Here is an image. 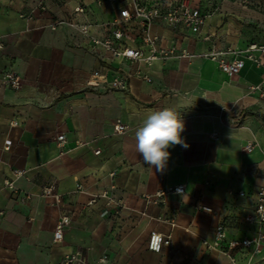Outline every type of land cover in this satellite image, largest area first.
I'll return each instance as SVG.
<instances>
[{
  "label": "crops",
  "instance_id": "1",
  "mask_svg": "<svg viewBox=\"0 0 264 264\" xmlns=\"http://www.w3.org/2000/svg\"><path fill=\"white\" fill-rule=\"evenodd\" d=\"M78 1L88 14L76 20L95 25L111 20L121 5ZM78 1L45 0L42 11L33 2L0 0V264H61L75 253L88 264H264V240L257 252L234 251L233 262L212 247L219 227L222 246L254 235L242 218L264 186V102L248 93L263 83V70L244 59L238 74L227 76L204 56L215 46L213 37L228 32L223 9L206 18L200 37L155 23L160 46L191 56L147 66L113 58L99 46L93 51L70 27L52 29L56 19L72 16ZM89 31L108 36L95 26ZM207 34L210 41L203 39ZM137 68L151 82L132 76L122 91L87 85L92 70L111 81ZM7 72L19 77V89L1 81ZM163 108L180 112L189 147H170L161 173L144 164L135 132ZM116 123L126 127L124 134H114ZM60 134L62 147L55 142ZM15 170L23 176L14 179ZM8 179L31 198L20 202L5 188ZM177 185L184 186L182 195L156 198ZM44 187L60 202L43 197ZM62 216L69 224L54 243ZM152 234L169 243L150 251Z\"/></svg>",
  "mask_w": 264,
  "mask_h": 264
},
{
  "label": "built area",
  "instance_id": "2",
  "mask_svg": "<svg viewBox=\"0 0 264 264\" xmlns=\"http://www.w3.org/2000/svg\"><path fill=\"white\" fill-rule=\"evenodd\" d=\"M24 2L36 3L35 10H45V0H22ZM78 1V0H77ZM99 4L103 0L97 1ZM109 3L120 2V9L117 14L109 21L103 24L95 25L91 21H79L76 18L86 16L88 14L87 8L78 1L73 9V14L68 19H56L51 28L55 29L60 26H67L74 29L83 38L89 39L93 45V51L96 47H102L113 58H122L131 63H143L147 66L151 65L156 60H166L172 57H190L185 50L177 49L175 46L162 47L158 44L159 37L152 32L155 23H162L168 29L177 31H188L191 35L200 37L201 29L205 24L206 15L196 7L191 5V0H107ZM34 10L30 11L29 16L33 15ZM93 24V25H92ZM101 28L108 33L107 37L97 36V34L90 33L89 29ZM204 40L208 37L204 36ZM208 56V55H204ZM211 60L217 62L219 69L227 76L238 74L244 64V59H248L254 63L252 56L237 59L234 58L229 61L209 57ZM137 77L146 82H151L150 77L136 69L131 73L122 74L111 81L107 80L106 73L92 70L90 79L87 85L94 87L101 83H106L107 88L111 90H126L127 82L130 77ZM1 81L12 89H19L20 81L17 75L7 72L2 75ZM257 87H251L254 90ZM114 134H124L126 127L120 123L113 126ZM57 146L62 147L65 142L63 134L55 137ZM10 141L6 140L4 149L8 150ZM250 151L251 146H246ZM94 154H99V151H94ZM14 179L23 176V171L15 170L12 172ZM14 179L5 181V188L13 195L17 196L19 201L27 202L31 197L29 194L21 193L15 186ZM177 189H182V192L177 193ZM184 193V186L177 185L168 187L156 194L157 199H161L166 195H182ZM41 195L46 198L53 199L56 203L60 202V195L54 192L52 187H44ZM243 195V193H240ZM111 202H109L110 204ZM1 214V213H0ZM243 222L254 227V235L251 238L232 239L228 240L225 246H222V241L226 238L224 227H219L216 232V240L212 247L217 249L223 255H226L233 262L232 253L239 249H246L253 247L254 252L260 248L264 240V186L259 187L255 193V204L251 214L245 215L242 218ZM69 224L67 216L59 218L54 233L53 242L60 243L63 237V230ZM155 242V247H153ZM169 237H162L160 234H152L148 241V249L153 252H158L162 244H168ZM105 257L101 259L103 261ZM80 262L81 264H88L79 253L65 256L61 264H74Z\"/></svg>",
  "mask_w": 264,
  "mask_h": 264
},
{
  "label": "rangeland",
  "instance_id": "3",
  "mask_svg": "<svg viewBox=\"0 0 264 264\" xmlns=\"http://www.w3.org/2000/svg\"><path fill=\"white\" fill-rule=\"evenodd\" d=\"M191 5L199 8L206 18L217 9H223V22L230 21L228 32L224 36L213 37V41L216 38V48L213 45L209 49V57L229 61L252 56L254 64L264 74V0H191ZM206 37L208 40L205 41L212 39L209 34ZM248 93L255 101L264 102V81L254 90L248 89ZM223 112H229V116L237 120L242 116L235 111Z\"/></svg>",
  "mask_w": 264,
  "mask_h": 264
},
{
  "label": "clouds",
  "instance_id": "4",
  "mask_svg": "<svg viewBox=\"0 0 264 264\" xmlns=\"http://www.w3.org/2000/svg\"><path fill=\"white\" fill-rule=\"evenodd\" d=\"M185 129L180 112L163 108L151 112L135 132V149L143 157L144 164L163 173L170 157L168 149L180 145L187 149L181 133ZM182 189H177V193Z\"/></svg>",
  "mask_w": 264,
  "mask_h": 264
},
{
  "label": "snow or ice",
  "instance_id": "5",
  "mask_svg": "<svg viewBox=\"0 0 264 264\" xmlns=\"http://www.w3.org/2000/svg\"><path fill=\"white\" fill-rule=\"evenodd\" d=\"M153 247H155V242H153Z\"/></svg>",
  "mask_w": 264,
  "mask_h": 264
}]
</instances>
